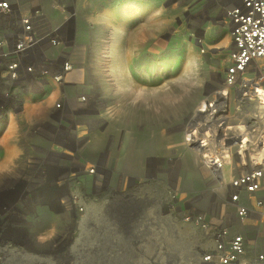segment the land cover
<instances>
[{"label":"rangeland","instance_id":"1","mask_svg":"<svg viewBox=\"0 0 264 264\" xmlns=\"http://www.w3.org/2000/svg\"><path fill=\"white\" fill-rule=\"evenodd\" d=\"M81 1L87 88L70 94L92 90L99 101L76 121L89 128L69 139L75 152L23 151L6 168L10 123L0 126V236L19 264H194L210 241L180 204L169 205V191L210 210V186L182 126L221 76L229 43L221 10L204 0ZM83 140L89 146L80 148Z\"/></svg>","mask_w":264,"mask_h":264},{"label":"built area","instance_id":"2","mask_svg":"<svg viewBox=\"0 0 264 264\" xmlns=\"http://www.w3.org/2000/svg\"><path fill=\"white\" fill-rule=\"evenodd\" d=\"M204 1L221 10L231 36L221 76L206 96L210 141H201L210 157L202 176L221 192L209 211L174 188L169 205L180 204L178 212L210 241L194 264H264V0ZM85 7L81 0H0V126L17 122L21 151L69 149L76 128L89 127L76 121L95 110L97 92L70 94L87 88L76 37ZM197 40L203 46L204 38ZM47 99L51 104L42 106ZM2 239L0 264H19Z\"/></svg>","mask_w":264,"mask_h":264},{"label":"bare ground","instance_id":"3","mask_svg":"<svg viewBox=\"0 0 264 264\" xmlns=\"http://www.w3.org/2000/svg\"><path fill=\"white\" fill-rule=\"evenodd\" d=\"M220 19H221V16L219 17V22L221 23ZM228 36H229V41H230L231 36L229 32H228ZM197 43L202 44L201 41H198V40H197ZM201 48H202V51L203 50L205 51L204 44L203 46H201ZM10 119H13V118H10ZM188 120H189L188 123L182 126L183 141L186 147H188L189 149H194L197 155L196 161L198 165L200 166V168L204 171L203 166H202L203 160L205 159L207 165L210 164V157L208 158L206 157V156H209V154H206V155L204 154L206 151H208V148L206 147L205 143H201L202 139L208 142L210 141V102L206 99L205 96L202 97L199 104L197 105V107L195 108L194 112L192 113V115L189 117ZM128 137L129 135L126 136V141H123V144H122L123 149H125L126 148L125 146H127L128 144L127 143ZM132 150L130 152H132ZM90 166L91 164L88 167ZM220 192H221V188L219 186H216V184L210 186V199L214 200L215 198H217L220 195ZM69 203L70 202L65 204L66 205L65 208L67 209V211L72 209L71 208L72 204L69 205Z\"/></svg>","mask_w":264,"mask_h":264},{"label":"crops","instance_id":"4","mask_svg":"<svg viewBox=\"0 0 264 264\" xmlns=\"http://www.w3.org/2000/svg\"><path fill=\"white\" fill-rule=\"evenodd\" d=\"M83 50H81V56L83 55ZM81 75V74H80ZM82 80H83V78H81ZM76 81V80H75ZM79 81V80H78ZM40 101V103H41V105L42 106H44V105H46V104H51V102H52V100H50V99H47V100H45V101H43V100H39ZM32 106V104H30V106L29 105H27V109H28V111L32 108L31 107ZM87 120V119H86ZM9 126L7 127V129H6V131H5V133H3L4 135H3V141H4V149H5V152H4V161L3 162H1L2 164H4V166H6V168L8 167V168H10V167H13V163H15L14 162V160H15V158H16V153H19L20 155L22 154V152L23 151H20L18 148H17V145H15L14 144V142H16V143H18L17 141H16V137L14 138V139H12L11 140V137L13 136V134L16 132V126H17V122L15 121V120H13V119H10V121H9ZM13 125H12V124ZM81 123V122H80ZM87 125V124H86ZM89 127H87V129H88ZM88 142H86V140H83V145L81 146V144H80V148H83V147H86V146H89V144H87ZM128 143V142H127ZM71 151H73V152H75L74 150H73V147H71L70 145H69V147H68ZM24 152H29V153H32V152H30V151H24ZM29 157H30V155H29ZM28 158V157H27ZM90 165V163H88L87 162V168H88V166ZM79 172V171H78ZM77 172V173H78ZM79 176H80V178L82 179V180H94V179H92L93 177H92V175L91 174H86V172H81L80 174H79ZM98 178V179H97ZM99 179L101 180L102 179V177L100 176V175H98V176H96V181H99Z\"/></svg>","mask_w":264,"mask_h":264}]
</instances>
